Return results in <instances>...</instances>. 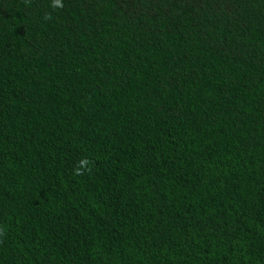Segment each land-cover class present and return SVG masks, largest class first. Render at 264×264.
<instances>
[{
    "label": "trees",
    "instance_id": "16d2710c",
    "mask_svg": "<svg viewBox=\"0 0 264 264\" xmlns=\"http://www.w3.org/2000/svg\"><path fill=\"white\" fill-rule=\"evenodd\" d=\"M0 264H264V0H0Z\"/></svg>",
    "mask_w": 264,
    "mask_h": 264
},
{
    "label": "clouds",
    "instance_id": "9594fccd",
    "mask_svg": "<svg viewBox=\"0 0 264 264\" xmlns=\"http://www.w3.org/2000/svg\"><path fill=\"white\" fill-rule=\"evenodd\" d=\"M57 4L59 3V0H56Z\"/></svg>",
    "mask_w": 264,
    "mask_h": 264
}]
</instances>
